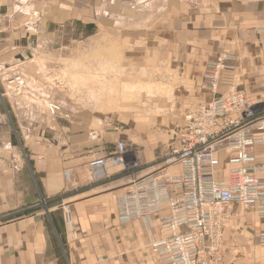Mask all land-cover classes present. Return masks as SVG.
Listing matches in <instances>:
<instances>
[{
    "label": "crops",
    "instance_id": "0c3cea01",
    "mask_svg": "<svg viewBox=\"0 0 264 264\" xmlns=\"http://www.w3.org/2000/svg\"><path fill=\"white\" fill-rule=\"evenodd\" d=\"M66 28L75 52L107 49L129 72L147 65L173 76L170 105L163 102L158 115L125 116L114 127L99 117L96 140L90 136L93 112L66 107L68 116L52 118L46 104L60 99L40 86L66 65L59 58L67 50ZM0 29V264H163L150 244L161 238V219L170 213L167 196L179 192L171 180L181 166L164 163L174 126L184 123L188 110L215 98L203 73L222 53L234 56L236 69L223 73L218 91L228 92L226 84L235 82L264 102V91L256 88L264 86V0H0ZM52 52L59 59L36 62ZM13 76L21 79L20 94L9 84ZM120 139L141 167L109 166L108 178L92 180L87 163L114 154ZM153 181L162 182L160 209L124 221L120 197L148 192ZM64 203L77 236L65 224ZM230 209L217 264H264V219L237 202Z\"/></svg>",
    "mask_w": 264,
    "mask_h": 264
},
{
    "label": "built area",
    "instance_id": "2783aa9c",
    "mask_svg": "<svg viewBox=\"0 0 264 264\" xmlns=\"http://www.w3.org/2000/svg\"><path fill=\"white\" fill-rule=\"evenodd\" d=\"M1 33L2 29L0 37ZM235 60L230 53H222L209 63L203 73L205 87L215 98L188 110L184 123L174 127V143L164 163L181 166V174L171 180L179 192L167 196L170 213L161 219V238L150 244L163 264L219 263L224 231L232 223L233 202L254 209L264 219V102L251 100L235 82L226 84L228 92L218 91L223 73L235 71ZM20 81L19 76L9 79L14 94L22 91ZM46 108L52 118L68 116L57 101L47 102ZM90 136L99 139V129L94 127ZM115 150L87 163L92 180L108 178L109 166L123 165L128 171L141 167L137 158L128 161L132 149L123 140L117 141ZM65 177L72 181L69 170ZM161 186L162 182L153 181L148 192L136 189L120 197L122 219L131 221L158 211L163 200ZM61 209L74 237L72 209L65 203ZM260 233L259 245L264 247V230Z\"/></svg>",
    "mask_w": 264,
    "mask_h": 264
},
{
    "label": "rangeland",
    "instance_id": "374dc122",
    "mask_svg": "<svg viewBox=\"0 0 264 264\" xmlns=\"http://www.w3.org/2000/svg\"><path fill=\"white\" fill-rule=\"evenodd\" d=\"M69 30V28H66L65 33L67 35L64 39L65 43H68L67 50L61 53L63 57H59L66 61V65L62 68H55L54 73L51 74L50 77H47V80L50 81L48 86H40L42 89L46 88L44 90L48 93H52L53 95L56 94L54 98H59L60 101H55L61 103L64 108L77 107L84 111L87 109L93 112L94 115H91L93 117L92 121L94 122L93 126L98 128L103 125L101 121L98 120L99 117L109 120L107 123H112L113 127L114 125L119 126L122 123L120 122L122 121L121 119L125 116L133 115L139 118L144 111L151 115H158L160 111L165 109L163 102L167 104L171 102L175 94L173 90V76H164L161 74L162 71L153 67L149 68L147 65L142 67L141 70L135 68V65H133L129 72V68L125 67L123 63L113 62V60H117L118 58H114V52L107 49H103L98 54L95 53L94 55H92L89 49L75 52L73 49L74 46L70 44V42H73V34H71V32L69 33ZM82 34L89 35L88 30H83ZM56 38L57 37L54 36L52 41H48L47 43H54ZM55 55L56 57L53 58ZM57 55L58 52L39 54V59H37L36 62H40V60L59 59ZM94 57L95 62L99 61L98 65L92 63V58ZM74 73H77L75 75H83L84 77L92 78L91 81L89 80L87 88L73 86L75 85V81H73L72 78ZM90 84L92 86H90ZM125 85L127 86L126 89ZM109 87H111V89H106ZM256 88H258L257 93L264 91V86H257ZM101 90L105 92L103 91V95L100 97L98 103L97 96L99 93H102ZM108 91H110L111 97L105 95ZM249 97L254 101L256 100L255 96ZM114 98L115 100L113 102L112 99ZM55 101L52 100L48 102ZM114 121L119 123H115ZM127 159L128 161H133L131 154ZM217 176L221 177L220 174H217ZM74 224L76 226V234L74 235L77 236L78 229L75 217Z\"/></svg>",
    "mask_w": 264,
    "mask_h": 264
},
{
    "label": "bare ground",
    "instance_id": "6f19581e",
    "mask_svg": "<svg viewBox=\"0 0 264 264\" xmlns=\"http://www.w3.org/2000/svg\"><path fill=\"white\" fill-rule=\"evenodd\" d=\"M78 69V68H77ZM75 74H77V73H74V75H72L73 77V81H75V85H73L74 87H78V88H84V87H86L87 88V85H88V83H89V80L91 81L92 80V78L91 77H84L83 75H75ZM79 74V73H78ZM87 75V74H86ZM67 76H68V74H67ZM63 78V77H62ZM91 78V79H90ZM66 79V78H65ZM68 79V78H67ZM51 80V79H50ZM53 80V79H52ZM94 80V79H93ZM69 84H70V82H69ZM66 85V84H65ZM90 86H92L91 84H90ZM105 87V86H104ZM126 85H125V89H126ZM102 88V87H101ZM100 89V88H99ZM106 89H111V87H109V88H106ZM74 90H75V88H74ZM102 91V90H101ZM104 91V90H103ZM103 91H102V93H99L98 94V96H97V100H98V103H99V99H100V97L103 95ZM96 92V91H95ZM105 92V91H104ZM114 92V91H113ZM105 95H108V96H110L111 97V93H110V91H108L107 93H105ZM93 96V95H92ZM96 100V101H97ZM113 100V102H114V100H115V98L114 99H112ZM107 102V101H106ZM105 103V102H104ZM110 103V102H109ZM116 104V103H115ZM111 105V104H110ZM103 106V105H102ZM112 106V105H111Z\"/></svg>",
    "mask_w": 264,
    "mask_h": 264
},
{
    "label": "water",
    "instance_id": "95a60500",
    "mask_svg": "<svg viewBox=\"0 0 264 264\" xmlns=\"http://www.w3.org/2000/svg\"><path fill=\"white\" fill-rule=\"evenodd\" d=\"M29 44H30L31 47H35V45H36V39L35 38H32Z\"/></svg>",
    "mask_w": 264,
    "mask_h": 264
}]
</instances>
